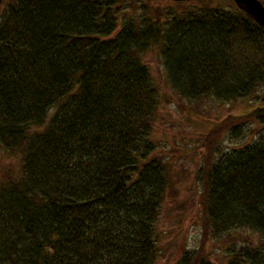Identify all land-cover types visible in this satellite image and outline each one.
<instances>
[{
	"label": "trees",
	"instance_id": "1",
	"mask_svg": "<svg viewBox=\"0 0 264 264\" xmlns=\"http://www.w3.org/2000/svg\"><path fill=\"white\" fill-rule=\"evenodd\" d=\"M2 3L0 149L20 158L0 165V264H159L186 171L156 150L143 56L157 47L179 96L229 103L264 86V29L231 1ZM199 149L200 235L175 264H264V107L215 122Z\"/></svg>",
	"mask_w": 264,
	"mask_h": 264
},
{
	"label": "rangeland",
	"instance_id": "2",
	"mask_svg": "<svg viewBox=\"0 0 264 264\" xmlns=\"http://www.w3.org/2000/svg\"><path fill=\"white\" fill-rule=\"evenodd\" d=\"M156 4L169 5L168 2L159 1ZM3 7L2 3L0 9ZM143 62L149 68L160 92L161 102L152 132L153 139L158 143L156 150L163 157L170 159L175 171L182 167L186 171V177L176 186L181 193L180 201L185 203L184 208H172L173 205L165 204L157 226L164 252L159 264H175L185 249L196 246L200 235V226L196 221L193 176L201 163L199 144L202 137L215 122L228 115H239L254 108L264 107V86L256 96L229 103L210 99L192 101L179 96L167 83L157 47H151L144 54ZM250 138L247 133L243 138H237L236 142L244 144L249 142ZM231 145L232 143L226 140L222 146ZM19 158V155H6L0 149V165L3 167L18 168Z\"/></svg>",
	"mask_w": 264,
	"mask_h": 264
},
{
	"label": "water",
	"instance_id": "3",
	"mask_svg": "<svg viewBox=\"0 0 264 264\" xmlns=\"http://www.w3.org/2000/svg\"><path fill=\"white\" fill-rule=\"evenodd\" d=\"M175 2L189 1H231L243 11L252 21L264 29V5L260 0H170ZM1 4V0H0Z\"/></svg>",
	"mask_w": 264,
	"mask_h": 264
}]
</instances>
